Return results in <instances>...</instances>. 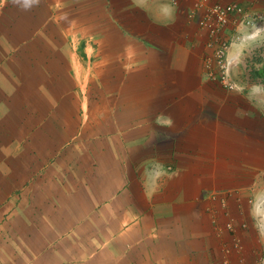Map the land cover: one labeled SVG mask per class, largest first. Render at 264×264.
Here are the masks:
<instances>
[{
  "label": "crops",
  "instance_id": "obj_1",
  "mask_svg": "<svg viewBox=\"0 0 264 264\" xmlns=\"http://www.w3.org/2000/svg\"><path fill=\"white\" fill-rule=\"evenodd\" d=\"M215 1L0 0V264H264L261 42L207 78Z\"/></svg>",
  "mask_w": 264,
  "mask_h": 264
},
{
  "label": "built area",
  "instance_id": "obj_2",
  "mask_svg": "<svg viewBox=\"0 0 264 264\" xmlns=\"http://www.w3.org/2000/svg\"><path fill=\"white\" fill-rule=\"evenodd\" d=\"M238 3H222L216 0L205 9V14L199 20V26L208 33L209 41L206 48L210 54L204 59L207 78L214 80L216 84L225 91H234L239 86L232 79V68L234 58L228 56V49L233 42L222 38L227 26L232 23L238 25H250V32L239 40L249 42L259 40V49H250L247 57L259 59L258 63L249 62L248 68H256L264 63V14H250ZM264 88V83H261Z\"/></svg>",
  "mask_w": 264,
  "mask_h": 264
},
{
  "label": "clouds",
  "instance_id": "obj_3",
  "mask_svg": "<svg viewBox=\"0 0 264 264\" xmlns=\"http://www.w3.org/2000/svg\"><path fill=\"white\" fill-rule=\"evenodd\" d=\"M12 3L21 5L23 8L28 9L31 7L33 0H12Z\"/></svg>",
  "mask_w": 264,
  "mask_h": 264
},
{
  "label": "rangeland",
  "instance_id": "obj_4",
  "mask_svg": "<svg viewBox=\"0 0 264 264\" xmlns=\"http://www.w3.org/2000/svg\"><path fill=\"white\" fill-rule=\"evenodd\" d=\"M255 48L259 49L258 45H256V47H255ZM257 49H255V51H256ZM258 61H259V59H254V62H258ZM247 74H251V75H252V74H253V72H251V71H250V72H249V73H247Z\"/></svg>",
  "mask_w": 264,
  "mask_h": 264
}]
</instances>
